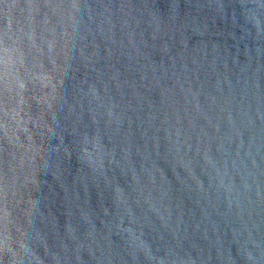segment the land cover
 Wrapping results in <instances>:
<instances>
[{
  "label": "water",
  "instance_id": "water-1",
  "mask_svg": "<svg viewBox=\"0 0 264 264\" xmlns=\"http://www.w3.org/2000/svg\"><path fill=\"white\" fill-rule=\"evenodd\" d=\"M0 264H264V0H0Z\"/></svg>",
  "mask_w": 264,
  "mask_h": 264
}]
</instances>
